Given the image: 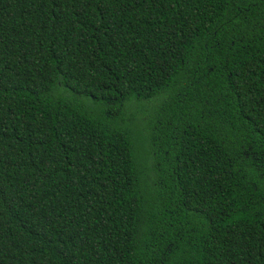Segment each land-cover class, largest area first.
I'll list each match as a JSON object with an SVG mask.
<instances>
[{
    "label": "trees",
    "instance_id": "obj_1",
    "mask_svg": "<svg viewBox=\"0 0 264 264\" xmlns=\"http://www.w3.org/2000/svg\"><path fill=\"white\" fill-rule=\"evenodd\" d=\"M0 264H264V0H0Z\"/></svg>",
    "mask_w": 264,
    "mask_h": 264
},
{
    "label": "rangeland",
    "instance_id": "obj_2",
    "mask_svg": "<svg viewBox=\"0 0 264 264\" xmlns=\"http://www.w3.org/2000/svg\"><path fill=\"white\" fill-rule=\"evenodd\" d=\"M144 111H148V107L147 106H144Z\"/></svg>",
    "mask_w": 264,
    "mask_h": 264
}]
</instances>
